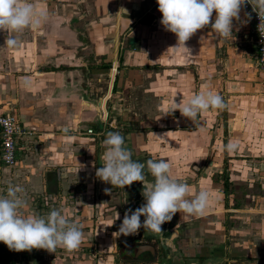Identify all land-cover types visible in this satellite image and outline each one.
I'll return each instance as SVG.
<instances>
[{
  "label": "crops",
  "instance_id": "0c3cea01",
  "mask_svg": "<svg viewBox=\"0 0 264 264\" xmlns=\"http://www.w3.org/2000/svg\"><path fill=\"white\" fill-rule=\"evenodd\" d=\"M29 2L46 13L45 22L0 32V114L16 119L23 132L15 164L0 163L6 190L19 186L27 207H42L44 195L55 201L77 179L76 195L90 194L92 205L93 193L104 204L118 201L100 218L112 229L95 246L97 257L80 264H264V76L246 13L233 21L231 36L208 26L186 50L174 48L177 38L161 26L156 0ZM205 84L225 106L195 119L181 116L175 103H186ZM108 132L121 133L133 161L145 165L143 182L121 188L97 178ZM148 160L168 162L171 178L190 186L189 199L210 193L202 215L177 213L160 233L141 228L159 240L154 258L136 243L121 246L138 233L114 235L125 212L145 203L143 190L154 180ZM172 229L174 237H167Z\"/></svg>",
  "mask_w": 264,
  "mask_h": 264
},
{
  "label": "clouds",
  "instance_id": "9594fccd",
  "mask_svg": "<svg viewBox=\"0 0 264 264\" xmlns=\"http://www.w3.org/2000/svg\"><path fill=\"white\" fill-rule=\"evenodd\" d=\"M162 14L161 26L177 38L174 48H185L186 42L199 30L211 26L219 36L232 35L233 21L240 20V13L246 3L251 4L260 20L259 32L264 31V0H156ZM126 11V10H123ZM213 13L215 17L213 20ZM247 20L251 14H246ZM47 19L46 13L37 11L29 0H0V32H21L27 27L38 28ZM9 47L16 41L9 38ZM225 106L223 98L211 90L209 84L193 95L186 103H175V109L187 119H195L204 111ZM175 110V111H176ZM174 112V111H173ZM105 152L102 167L96 176L112 187L125 188L145 179V165L135 162L132 154L124 147V137L119 132H108L103 141ZM235 145H227L232 150ZM147 168L154 178L143 190L145 203L135 211L125 212L119 230L115 234L135 235L141 228L163 232L162 225L170 222L177 213L181 219L202 215L209 201L210 193L201 190L189 199L190 186L170 176V164L165 160L147 161ZM106 191H111L106 189ZM23 189L9 186L6 195H0V243L15 252L43 249L50 253L63 248L77 249L83 240L82 225L69 221L61 211L53 209L46 217L25 216L21 209L26 201L19 195ZM131 213V214H129ZM143 217V221H141Z\"/></svg>",
  "mask_w": 264,
  "mask_h": 264
},
{
  "label": "rangeland",
  "instance_id": "374dc122",
  "mask_svg": "<svg viewBox=\"0 0 264 264\" xmlns=\"http://www.w3.org/2000/svg\"><path fill=\"white\" fill-rule=\"evenodd\" d=\"M207 159L208 158H206L205 160ZM205 163L206 161H204V163H201V165H203L204 167ZM73 185L76 186L73 187ZM81 185L82 184L79 183V181H77L76 179L75 182H70L68 183V185L65 184L63 186L61 190L62 193L59 192L58 196L60 199L58 197H55L54 201L52 196L50 198L48 195H44L46 200L44 205L41 202V204L43 205L42 207H37L36 203H34L30 207L25 206L21 209V212L25 216L38 215L43 217H46L49 212L53 209L61 211L62 214H64L69 221L75 222L78 225H82L83 240L80 246L72 251H68L58 247L54 253H50L43 249H33L31 251L23 252H15L10 250L11 264H80L79 261H85L86 259H88L87 257H90V259H93L92 255L94 256V258L97 257V255H95V251L98 248L96 249L95 246H97V244L99 245V242L101 240L100 237L104 236L105 234H108L107 232H110L111 228H107V220H101L100 218H103V216L108 215V209L113 210L115 207H118L117 205H119V202L117 201V204H115L114 201L111 200L112 202L109 201V203L104 204L103 201H105V199L103 198V200H100L99 194L96 193L98 196V202L94 204L96 194L93 193L92 205L90 203V194L76 195L79 194L77 192ZM98 186L99 189L104 188V185ZM66 187L67 191L65 189ZM100 191V195H104L102 192L103 190ZM115 191L117 192L115 197L120 198L121 196H119V192L123 191L120 188H116ZM0 195H6V186L5 184H3V182L0 183ZM84 209H86L88 213L87 216L83 217L82 219L79 215L81 212L80 210ZM96 232V240H93L91 243L90 234L92 233V235H95L94 233ZM138 240L141 241L144 239L138 238ZM152 244H154V246H157V242H153ZM0 251H4V249H2V246H0Z\"/></svg>",
  "mask_w": 264,
  "mask_h": 264
},
{
  "label": "built area",
  "instance_id": "2783aa9c",
  "mask_svg": "<svg viewBox=\"0 0 264 264\" xmlns=\"http://www.w3.org/2000/svg\"><path fill=\"white\" fill-rule=\"evenodd\" d=\"M242 10L246 14H251V34L255 48V62L258 72L264 76V31L259 32L258 25L260 20L252 10L251 4L246 3ZM115 69L113 74L115 75ZM22 130L12 116L0 114V163L3 167H12L16 161V144L17 138L22 134ZM86 134H92L90 129Z\"/></svg>",
  "mask_w": 264,
  "mask_h": 264
},
{
  "label": "flooded vegetation",
  "instance_id": "af4514ba",
  "mask_svg": "<svg viewBox=\"0 0 264 264\" xmlns=\"http://www.w3.org/2000/svg\"><path fill=\"white\" fill-rule=\"evenodd\" d=\"M166 234H167V237H168V235H169V237L171 238V237H174V235H175V232H174V230L172 229V232L170 233V234H168V231H166ZM136 235V234H135ZM165 235V234H164ZM138 236V237H137ZM136 237L134 236V240L132 241V242H130V241H124V242H122V244H121V246H123V247H126V246H131V245H133V244H135L136 243V248L137 247H143V246H145V247H151V248H153V250H155V248H157V247H159V240H150V239H148L146 236H147V234L146 235H141V229L139 230V232H138V235H137ZM146 237V238H145ZM138 238H141V239H144V240H138ZM163 240H164V238H162ZM166 239V238H165ZM169 239V238H168ZM167 240V239H166ZM153 242H157V246H154V244H152ZM167 242H169L168 240H167Z\"/></svg>",
  "mask_w": 264,
  "mask_h": 264
},
{
  "label": "trees",
  "instance_id": "16d2710c",
  "mask_svg": "<svg viewBox=\"0 0 264 264\" xmlns=\"http://www.w3.org/2000/svg\"><path fill=\"white\" fill-rule=\"evenodd\" d=\"M0 246L4 249L3 252L0 251V264H11L10 250L3 243H0Z\"/></svg>",
  "mask_w": 264,
  "mask_h": 264
},
{
  "label": "water",
  "instance_id": "95a60500",
  "mask_svg": "<svg viewBox=\"0 0 264 264\" xmlns=\"http://www.w3.org/2000/svg\"><path fill=\"white\" fill-rule=\"evenodd\" d=\"M143 204L141 203V205H135L136 207H141ZM137 249H145V250H147L151 255H152V258H154L155 257V252H154V250H153V248H149V247H145V246H143V247H137ZM139 252V251H138ZM138 252H137V254H136V256L138 255Z\"/></svg>",
  "mask_w": 264,
  "mask_h": 264
}]
</instances>
